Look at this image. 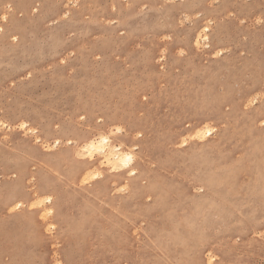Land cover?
I'll use <instances>...</instances> for the list:
<instances>
[{
  "label": "rangeland",
  "instance_id": "obj_1",
  "mask_svg": "<svg viewBox=\"0 0 264 264\" xmlns=\"http://www.w3.org/2000/svg\"><path fill=\"white\" fill-rule=\"evenodd\" d=\"M256 134L264 0H0V264H264Z\"/></svg>",
  "mask_w": 264,
  "mask_h": 264
},
{
  "label": "bare ground",
  "instance_id": "obj_2",
  "mask_svg": "<svg viewBox=\"0 0 264 264\" xmlns=\"http://www.w3.org/2000/svg\"><path fill=\"white\" fill-rule=\"evenodd\" d=\"M136 126H139V125H136ZM140 127V126H139ZM195 132H193L192 134H193V136L194 137H197V138H203V137H205L206 136V134L207 133H209V135L212 133L211 132V129H210V127H207L206 129H205V127H198V128H196L195 130H194ZM256 136L258 137L257 138V146L259 147V148H261L262 150L264 149V142H263V140L260 138L261 137V135H259V134H256ZM104 141H107V143H108V138L107 137H103L102 138V141L100 142V144H95V143H91V144H89L88 146H89V148L91 149V150H93V149H97V148H99V145L101 146L102 144L104 145H106V143H104ZM92 145H95V148H92ZM113 146H111V148H112ZM102 148V147H101ZM105 148V147H104ZM113 148H115V147H113ZM112 148V149H113ZM103 149V148H102ZM108 149H110L109 147H108ZM114 150V149H113ZM104 150H102V152H103ZM105 151L106 152H108L106 149H105ZM105 155V154H104ZM106 158L109 160V161H111V162H113V163H115V164H117V165H120V166H122V167H129L130 165H131V163H132V161H133V155L131 154V153H128V152H123L121 149H116L115 148V151H109V153H107L106 155ZM128 157H131V160H127V158ZM127 160V163H125V161ZM119 166V167H120ZM6 191H7V187H5V188H3V190H0V196H2V197H5V199H3V200H0V202L7 208V207H11L12 205H14V204H16L17 206H20L21 205V201L20 202H16V201H19V200H15V197H13V194H10L9 193V191H8V194H7V196H6ZM53 208H54V206H53ZM13 210V209H12Z\"/></svg>",
  "mask_w": 264,
  "mask_h": 264
},
{
  "label": "clouds",
  "instance_id": "obj_3",
  "mask_svg": "<svg viewBox=\"0 0 264 264\" xmlns=\"http://www.w3.org/2000/svg\"><path fill=\"white\" fill-rule=\"evenodd\" d=\"M104 143H107V141H104ZM92 148H95V145H92ZM90 151H91L90 148H88V147H85V148H84V152H85V153H88V152H90ZM127 160H131V157H128ZM127 160L125 161V163H127Z\"/></svg>",
  "mask_w": 264,
  "mask_h": 264
}]
</instances>
